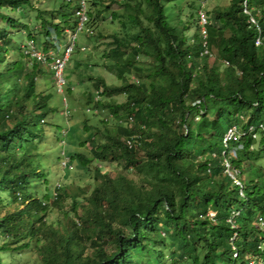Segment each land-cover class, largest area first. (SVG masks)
<instances>
[{
    "label": "trees",
    "instance_id": "16d2710c",
    "mask_svg": "<svg viewBox=\"0 0 264 264\" xmlns=\"http://www.w3.org/2000/svg\"><path fill=\"white\" fill-rule=\"evenodd\" d=\"M200 1L190 0L199 33L188 41L193 26L174 0H86L82 33L103 14L121 30H104L115 81L88 70L76 98L65 68L61 106L47 65L23 50L4 60L11 29L33 34L10 12L26 17L38 5L0 0V264H24L29 251L38 264H263L264 46L245 10L264 17V0H230L211 13ZM78 2L59 4L62 20L73 11L72 29ZM199 11L210 20L203 35ZM43 26L45 49L60 46L64 27L46 18ZM25 57L32 63L21 72ZM234 125L249 134L224 145ZM47 137L65 141L40 149ZM109 163L129 171L112 177L100 168ZM92 173L89 187L75 181Z\"/></svg>",
    "mask_w": 264,
    "mask_h": 264
},
{
    "label": "rangeland",
    "instance_id": "374dc122",
    "mask_svg": "<svg viewBox=\"0 0 264 264\" xmlns=\"http://www.w3.org/2000/svg\"><path fill=\"white\" fill-rule=\"evenodd\" d=\"M44 1H46V3L42 4ZM175 4L179 7H185L183 8L184 10H182L181 12V20L184 21L185 23H187V25L189 27H192V30H187L185 32V36L186 39L189 41L194 35H196V38H198V29L196 28V26H194L193 23V18L191 17V9H189V5H190V0L188 2V0H174ZM203 0H201L200 2H202ZM209 3L206 4L205 8L206 10H208L210 13L214 8H218V7H225L227 5H229L230 0H208ZM32 2H34L36 4L37 7H35V10H33L32 8L29 10V13L27 11V16L26 17H20V14L17 15L16 11L12 10L10 12V16H12L13 18H17L19 21H21V23L24 24H28L29 28L33 30V34L29 35L28 34V30L23 29V27H18L16 29H11V35L9 38V50L10 52H8L5 55V63L7 64V62H15L18 59H20V55H19V51L23 50L24 46L26 45V42L31 40L30 37H34V39L36 40V46L39 49H45L46 48V39H47V35L44 31V26H43V18L47 19V21L49 22H53L54 24H56V26L58 25L61 28L65 27V28H69V20L72 23V17L69 19L68 15L72 14L73 11H71V9L67 12V16L65 15L66 20H62L61 16L59 15V4L62 3V0H32ZM107 2V1H106ZM40 3V6H39ZM194 3H196V1H194ZM116 6H112V8H115ZM91 12H94V10L92 8L89 9ZM58 11V14L57 12ZM166 11L168 12V15L171 16L172 14V10H171V4H167L166 6ZM54 12V13H52ZM39 13H42V16L44 17H39ZM103 14L102 17L99 18V22L98 24L94 23V29H88L87 32L82 33L79 32L77 34V44H76V48H75V52L73 55H76L74 57L71 58L70 62L67 64L66 67V72L67 71H71L70 73H68V83L70 87H73L75 89V96L76 98L80 97V93L81 90L84 88V85L81 84L82 79L86 78V73H88V70H94V69H101V71L103 72V75L106 77V80L108 83H113L115 80L114 78H112V72L110 70L111 68V63L109 64V58L107 53L109 51V44L107 45V43H111V39L109 38L108 34L109 32L104 31L105 29H110L112 32L114 33H120V28L118 24H113L110 21V15L107 14ZM19 16V17H18ZM64 16V15H63ZM194 17V15H192ZM170 21V20H169ZM199 25V23H198ZM97 28V29H96ZM47 30L49 31L48 34L53 33L54 30L50 29L49 27L47 28ZM104 31L105 35L103 36H99L100 32ZM50 35H48V40H50L49 38ZM60 43L63 44V41H60ZM81 48H85L84 50H82ZM81 49V50H80ZM72 55V56H73ZM110 56V55H109ZM143 59V58H142ZM24 61V63H27L28 66H25L24 68L19 69V71L21 72H27L30 70V65L32 63L31 60H29L28 57H25L22 59ZM210 65H214V56H211L208 60ZM144 64V62H142ZM103 64L106 65V68L103 66ZM94 65V66H92ZM92 66V67H91ZM220 68V67H219ZM27 70V71H26ZM218 72H222V69H218ZM115 77V76H113ZM39 81V89L43 90L44 86H43V80L38 79ZM52 91L54 92L55 89L53 88ZM57 93V95L59 96V99L61 101V106H65V101H64V95L61 94L62 89H58V92L55 91ZM119 102H122V98L118 97L117 99ZM59 105V104H58ZM41 109H37V113H39ZM63 117L64 123L70 122L72 123L73 120L71 118V114H69L68 112L65 113V110L63 112ZM72 120V121H71ZM56 121L58 123H61V120H59V118L57 117ZM73 125H75V137H79L80 135L82 136V141H86L89 139V136H85L84 134L82 135L81 130H82V124L78 123L77 121H75L73 123ZM67 129L66 126L65 128H62V134L61 136H63L65 133H67ZM65 140H58L53 138V137H47V138H40V140H37L38 144L41 145L40 149H46V150H50L53 146L56 145V143H64ZM89 141H86V148L87 145L89 147ZM238 147H241L238 146ZM64 162H57L55 164V169L58 170L59 167H61V164H63ZM103 173H109V175H111L112 177L117 176L119 173H123L124 171H129L126 170V167H124L123 165H117L115 163H109L106 165H103L100 167ZM231 171V170H230ZM133 173H135L134 171H130ZM80 175V174H79ZM93 173L91 177H88V175H83L81 174L79 177H77L75 179V181L77 182V184H80L82 187H89V185L93 182ZM20 209H22V206H20ZM264 224V223H262ZM36 253L33 251H29V253L24 254L23 256V262L24 264H38L36 259H35V255ZM4 259V258H3ZM264 264V262H263Z\"/></svg>",
    "mask_w": 264,
    "mask_h": 264
},
{
    "label": "built area",
    "instance_id": "2783aa9c",
    "mask_svg": "<svg viewBox=\"0 0 264 264\" xmlns=\"http://www.w3.org/2000/svg\"><path fill=\"white\" fill-rule=\"evenodd\" d=\"M77 10L75 11L76 16V27L75 30L67 31V46L62 49L61 53H56L54 51H49L47 53H42L37 50L33 45H30V55L35 58L38 62L48 65L55 74L56 83L58 89H61L65 85L66 80L64 77V69L70 58V55L74 49L77 34L84 29L85 23L88 20L86 14V0H79ZM245 13L249 15V23L254 26L255 32V45L264 46V17L261 15L259 19H256L248 10H245ZM209 22L208 17L204 12L199 11V24L203 26V33L205 31V25ZM206 37V35H205ZM227 65L228 62L225 61ZM132 121V120H131ZM264 130V126H259ZM250 131L253 130L251 127ZM249 131H239L238 128L234 125L227 129L223 137L224 145H227L230 142H238L240 137L247 136ZM256 135L254 134L253 137ZM127 144L129 147L132 146V141L128 140ZM225 165L229 168V164L225 161ZM231 176H233L231 174Z\"/></svg>",
    "mask_w": 264,
    "mask_h": 264
},
{
    "label": "clouds",
    "instance_id": "9594fccd",
    "mask_svg": "<svg viewBox=\"0 0 264 264\" xmlns=\"http://www.w3.org/2000/svg\"><path fill=\"white\" fill-rule=\"evenodd\" d=\"M206 1H208V0H206ZM209 2V1H208ZM77 10V7H76V9H75V11ZM203 12V11H202ZM86 14H87V7H86ZM204 14H205V12H204ZM74 15H75V12H74ZM206 15V14H205ZM207 16V15H206ZM209 20V19H208ZM210 21V20H209ZM199 23V22H198ZM200 25V24H199ZM75 27H76V16H75ZM75 27H74V29H72V28H65L64 27V30H63V43L64 44H60V43H58V44H60V46H58L57 48H55V49H50V50H48V49H39L37 46H36V43L34 42V41H32V40H29V41H27L26 42V45L24 46V48H23V51H24V53L26 54V55H28L30 58H33V57H31V55H30V45H33L37 50H39L40 52H42V53H47V52H49V51H54V52H56V53H61L62 52V49L64 48V47H66L67 46V31H70V30H75ZM200 27H201V33H202V35H203V26H201L200 25ZM49 38H50V40L51 41H54L53 40V38H52V36L50 35L49 36ZM76 43H77V40H76ZM76 43H75V46H74V49H75V47H76ZM83 49V48H82ZM212 56V54H210L209 55V58ZM33 59H35V58H33ZM40 63V62H39ZM42 64V63H41ZM67 64H68V62H67ZM67 64H66V66H67ZM44 65V64H43ZM48 66V65H47ZM66 66H65V68H66ZM49 67V66H48ZM49 69H51L50 67H49ZM51 71H52V69H51ZM53 72V71H52ZM53 75H54V78H55V74H54V72H53ZM64 77H65V80H66V76H65V69H64ZM55 81H56V78H55ZM66 82H67V80H66ZM66 84V83H65Z\"/></svg>",
    "mask_w": 264,
    "mask_h": 264
}]
</instances>
